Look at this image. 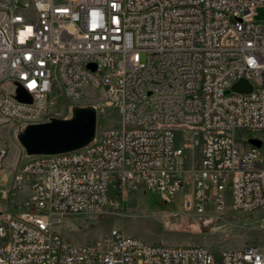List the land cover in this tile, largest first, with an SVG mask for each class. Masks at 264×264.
Returning a JSON list of instances; mask_svg holds the SVG:
<instances>
[{
	"label": "built area",
	"instance_id": "built-area-1",
	"mask_svg": "<svg viewBox=\"0 0 264 264\" xmlns=\"http://www.w3.org/2000/svg\"><path fill=\"white\" fill-rule=\"evenodd\" d=\"M240 80L250 93L233 91ZM103 87L119 129L73 152L25 155L0 183V264H264L257 244L144 247L116 228L75 244L56 230L107 214L111 191L169 200L188 180L185 205L199 216L264 210V0H0V121L17 134L69 118ZM238 131L250 135L241 146ZM6 156L0 146V173Z\"/></svg>",
	"mask_w": 264,
	"mask_h": 264
},
{
	"label": "rangeland",
	"instance_id": "rangeland-1",
	"mask_svg": "<svg viewBox=\"0 0 264 264\" xmlns=\"http://www.w3.org/2000/svg\"><path fill=\"white\" fill-rule=\"evenodd\" d=\"M259 15V19H262V11H259ZM85 106H95L98 111L97 134L119 129L120 109L110 102L106 88L88 91L83 103V107ZM57 107L63 111L61 105ZM18 134L13 131L10 123L0 121V146L7 149L0 183L6 189L16 165L25 160L26 153L18 142ZM177 137L176 146H180V132ZM249 138L250 135L238 131L239 146L246 144ZM190 155L198 157L199 151L195 150ZM260 160L264 165V145ZM192 185V180H188L184 192L169 200L144 187L118 195L111 191L115 202L107 214L68 217L56 230L67 241L75 244L92 243L116 228L126 236L139 237L150 244L195 245L216 252L253 244L264 248V210L241 214L228 208L220 214L199 216L185 205L192 194ZM27 195L26 190L18 193L16 200L25 202Z\"/></svg>",
	"mask_w": 264,
	"mask_h": 264
},
{
	"label": "water",
	"instance_id": "water-1",
	"mask_svg": "<svg viewBox=\"0 0 264 264\" xmlns=\"http://www.w3.org/2000/svg\"><path fill=\"white\" fill-rule=\"evenodd\" d=\"M233 91L250 93L252 86L240 80ZM18 99L31 101L22 88ZM98 128V111L95 106H75L69 118H51L50 121L28 125L17 136L27 156L57 155L80 150L94 141ZM250 144L260 148L261 141L251 139Z\"/></svg>",
	"mask_w": 264,
	"mask_h": 264
},
{
	"label": "bare ground",
	"instance_id": "bare-ground-1",
	"mask_svg": "<svg viewBox=\"0 0 264 264\" xmlns=\"http://www.w3.org/2000/svg\"><path fill=\"white\" fill-rule=\"evenodd\" d=\"M140 243H142L144 245V247H168V244H162V245L150 244L149 242H147L141 238H140ZM172 247H181V245H173L172 244ZM254 255H255V258L264 259V248L260 247L258 245H255Z\"/></svg>",
	"mask_w": 264,
	"mask_h": 264
}]
</instances>
